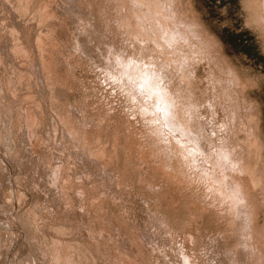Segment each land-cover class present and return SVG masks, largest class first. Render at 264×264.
<instances>
[{
  "label": "rangeland",
  "instance_id": "1",
  "mask_svg": "<svg viewBox=\"0 0 264 264\" xmlns=\"http://www.w3.org/2000/svg\"><path fill=\"white\" fill-rule=\"evenodd\" d=\"M43 1L30 0L32 3L31 5L35 7L29 4V0L0 1V6H2L0 24L3 25L0 26L2 27L0 31H3L0 33L3 37L1 35L0 37L3 39L6 37L5 39L7 41L6 43L5 39L1 40L0 38V43L4 42L0 44V53L2 54L0 59L6 67L5 70L4 64L2 62L0 63V65L3 64L0 68L4 69V71L0 69V76H2L0 77V91L2 90V86L6 83L4 79L8 77L10 78L7 79V83L10 82L11 79V82H13L12 87L15 85V88H18L20 83L23 85L24 79H26L24 80V84L27 87L24 88L25 85L22 86L20 84V91L16 88L17 92H15L16 90L13 88V90L10 89V82V85L7 83V86L4 85L6 88H3L4 93H0V96L3 97L0 98V100H2V102L0 101V134L1 132L3 133L0 135V139L2 138V140H0V264H72L73 262L75 264L77 262V264H95L96 262V264H264V0H169L170 2L165 0L166 3L164 7V0L163 2L160 0H146L147 2L144 0H130L131 4L129 0H123L125 4L128 3L126 7H128L129 13L130 11L134 12L136 10L135 13L129 14L130 18L128 15L127 18L126 16L123 18L124 14H128V10L125 9L126 7H122L125 4L121 6V4H123L122 0H120V2H122L120 5L119 1L117 2V0H115L117 6L115 5L116 3H112L113 0H111V2L110 0H72V3H70L69 0L71 6L68 5L69 3L67 4V0L65 4L63 3L64 0H53L54 4L51 3L52 0H45V2L47 1L48 3H44ZM167 2L172 6V11L169 8L170 5L168 7ZM6 3L9 9H7ZM49 3H51V6ZM92 3H94V5L97 3L95 5L96 11ZM47 4L53 7L50 8L51 11L49 10V6H46ZM63 4L69 7L63 8V11L64 9L66 10L64 14L62 13L63 11H60V8L64 6ZM177 4L178 6L176 7ZM103 5L104 8L107 10L109 9V11L102 10L103 8L101 7H103ZM118 5L121 6V10H119L120 8L118 9ZM40 6L43 8L42 11H38ZM145 6L147 8L150 6L151 9H147ZM166 6L168 8L165 9ZM10 7L12 8L10 9ZM57 7L59 12L57 11ZM143 7H145L144 10L142 9ZM91 8L94 9V11H92ZM131 8H134V11L133 9L131 10ZM135 8H138V10ZM175 8H177L178 13L180 12L178 15L181 14V17L175 13L177 12L174 10ZM27 9H30V11L28 12ZM145 9H147L146 13ZM45 10L48 11L45 13ZM168 10H170L173 15H171ZM14 11L17 13H14ZM53 11L56 14L53 13V15L56 17L52 15ZM68 11H70L71 14H69L70 12L68 13ZM103 11L114 14L111 15L110 18V14L106 16L107 13L105 14ZM114 11L118 12L117 15ZM121 11H123L124 14L123 12L121 13ZM149 11L150 14H148ZM40 12L43 14H47V12L51 13L45 15V17L51 16L52 18L50 17V20L53 19L51 28L48 24L52 32L53 26H57L59 22L62 21V24L65 25L62 26L60 23V25H58L60 27H57L61 31H58L54 26V31L56 33H49L51 31L46 27V21L49 19L47 17L46 20ZM102 12L105 16L102 15ZM59 13L60 15L63 14L61 17L64 18L65 22H63V18H61L62 20L57 19V17L60 16ZM72 13L75 16L72 15ZM138 13L141 15H138ZM153 13H155V18L152 15ZM182 13H187V15H189L188 21L191 20V23L194 19L195 25H193V23L189 25L190 22L188 24L187 19H185L187 15L185 14V16H182ZM17 14L19 16H17ZM119 14L121 20L118 18ZM146 15L147 18L149 16L148 19H150V23L149 20L146 19ZM114 16L117 17L116 20L118 24L126 22L127 26H125L126 24L117 25L115 19L114 21L116 24L114 25L113 20H111ZM134 16L136 18H134ZM177 16L178 19L176 18ZM108 17L112 23L109 21ZM142 17L145 20L144 23L141 20L143 19ZM183 17L185 20H182ZM40 18L42 21H45V25H43L44 23L40 24V22H42ZM54 18H56L57 25L54 24ZM107 18L108 20H106ZM132 18L136 21L140 19L141 21H138L139 25L136 24L134 20L132 21ZM167 18L170 22L167 21ZM124 19H126V21ZM151 19H154V21L151 22ZM180 19L181 22L178 21ZM23 20L26 21L23 22ZM50 20L48 23H50ZM128 20L132 21L137 27L134 25L133 28H136L133 29L131 27L132 23ZM184 21H186L185 26L188 24V27L184 26ZM163 23L166 26H170L171 24L176 32H178L179 28L181 34L178 32L179 35H176L172 27L170 29H168L169 27L164 28L165 25ZM18 24H22V26ZM29 24L31 27H29ZM32 24H34L35 27ZM108 24H112L111 27H114V29L111 28L110 25L108 26ZM192 25L194 29H192ZM27 26L29 27L28 29ZM115 26L116 28H119V26H121V28L122 26L124 27L122 29L120 28L119 33ZM128 26H130V28ZM22 27L24 28L22 29ZM42 27L43 30H47L46 28L49 29L48 33L47 31L44 33L42 31L45 38L40 31ZM131 28L137 32L139 31V33L136 34ZM31 29H33L32 31H34L35 35H32L33 32L30 31ZM123 29H126V36L123 34ZM166 29L173 30L168 31V33L171 32L169 40H167L169 34L166 33ZM17 30L18 32L16 33ZM191 30L193 32L194 30L196 31L194 32L196 34L195 37V34H193ZM161 31L163 34L165 33L166 36L163 34L162 36ZM57 32H59V34H57ZM128 32L132 37H135V35L137 37L140 36L138 38L146 40L145 43L143 42L142 44L143 40L132 38L128 35ZM172 32L175 35V38H172L173 42L172 39H170L171 35H173ZM45 33L48 35L46 36ZM157 33H159L158 35L160 37L162 36L163 39L160 37L157 38ZM28 35L30 36L28 37ZM54 35L57 36L55 37ZM198 35H201L202 38L201 36L198 38ZM208 35L210 37H208ZM26 36L29 45H32L34 42L32 46L26 43ZM178 36L182 39L181 41H179ZM21 37L24 39H20ZM40 37H42V39ZM52 37H54L53 40ZM36 38L42 41L39 39L37 41ZM47 38H49L50 41H45ZM129 38L133 41L130 39L128 42ZM134 39L136 43H134ZM186 39L189 43L192 40L191 43L194 44L195 47L194 48L192 45L193 48H191L193 50L189 49L191 44L187 43L185 41ZM59 40H62V43ZM82 40H85V43L84 41L82 42ZM202 40H204V42ZM43 41V46H45L44 52L42 50L43 46H41V42ZM54 41L55 43H53ZM57 41L61 43L60 47ZM86 41L88 43H86ZM138 41L141 43L140 48L138 47ZM162 41L165 44H161ZM174 41L177 42V45H174ZM195 42H198L197 44H199L200 47L197 46ZM205 42H207L206 45ZM22 43L27 48L22 45ZM49 43H51V45ZM18 44L20 46H17ZM165 45L166 49H163ZM172 45H174V47L171 49L170 47ZM37 46L40 47L38 48ZM84 46L89 47V50ZM167 46H169V48ZM175 46L178 49L175 48ZM32 47L33 49L31 51L30 48ZM50 47L52 50L49 49ZM181 47L187 54L184 51L180 53ZM46 48L49 50V57L46 56ZM61 48L64 51L61 50ZM18 49L21 51H18ZM35 49L37 52L33 51ZM54 49L56 50L55 54L57 57L61 55L59 60L61 62L57 61V57L56 59L52 58L53 56L55 57V54H52ZM90 49H92V51H90ZM194 50L197 55H203L204 58L203 56H201L203 59L197 58L200 56H197L196 53L194 55ZM59 51L61 53L57 55ZM172 51H174V53L171 55ZM33 52L34 54L36 52L35 55L37 57L34 55L36 58L32 59L31 55H33ZM40 52H42L41 54L44 53L42 58ZM49 52L53 55H51L52 57L49 55ZM62 52L66 54L64 53L65 55H62ZM201 52H205L206 54ZM216 52L217 56L215 55ZM213 53L217 59L213 57ZM177 55L178 57L181 55L179 58L180 60ZM182 55H188V58H184ZM190 55L192 58H195L190 59ZM211 57H213L214 60ZM26 58H28V60ZM29 59L31 62H33L32 60L34 59H37V61H35L38 62V59H40V62L37 63L39 66L33 62L34 65H36V67H33L32 63H29ZM50 59H52L51 61L53 62H50ZM54 61H57V64ZM26 63L28 64L26 65ZM29 64H31L33 69L28 67L30 66ZM40 67H42L41 69L43 70H41ZM51 67L53 68L51 69ZM16 69H18V71L20 70V72L16 71ZM55 69L56 72L54 71ZM21 70L24 72L22 73ZM40 71H42L45 76L43 73H40ZM7 72L10 76H7ZM16 72H18L17 74H20V76L18 75V77H16ZM4 75H6V78H4ZM36 75H42L44 76L43 78L46 79L50 78L51 81L49 80V82H51L52 86H48L50 83L47 80L46 87L44 86L43 89V84L45 85L44 82L46 81L42 77L36 79L38 81L34 80L35 77L38 78ZM14 76L16 78L12 80ZM19 77H21V79ZM3 81L4 84H2ZM53 81L57 84L54 85ZM151 85H153V88H150L152 87ZM33 86L35 88L37 86V90H35ZM29 87L31 88L29 89ZM47 88H50V90ZM24 89H28L29 92L25 91L24 93ZM6 93L16 97L13 98L11 95L6 96ZM28 96L29 98L27 99ZM41 96L44 97V100H41ZM9 97L10 99L7 101ZM11 97L15 99L17 103L19 102V98L20 102H24V104L21 103L20 105L18 103L19 106L23 107H21L22 109H20V111H18L20 107H17L18 109L15 108L17 106V103L15 105V101L13 102L14 104L10 102L13 101ZM22 97L23 99L21 101ZM23 100L26 101V104H32L31 106L29 105L30 107L27 106V108L29 107L30 109L25 107V101ZM53 100L54 102L52 103ZM39 102L43 103V109L41 108L42 103L39 105ZM58 102L59 108L57 106ZM12 105L13 107H10ZM53 105L55 109H60L58 110L60 115L65 111L64 113L67 115L64 114V117L65 115L66 118L70 116L68 118L70 120L68 121L71 122L73 120V124H76L74 126L75 128L73 126V128H70V125L73 124H69L66 118L64 119L65 122L64 120L61 121L63 115L60 118V115H58L57 112L55 113ZM46 106L49 108H47L49 111L46 110ZM32 107H37V109ZM38 107L41 108V110ZM24 108L27 109V111ZM21 110H23V115ZM5 111H8L7 114L4 113ZM51 112L54 113L51 114ZM3 114L6 116L9 114L11 117H7L8 121L11 119L10 122H8V126L7 124L6 126L4 125V121L7 118L4 120L6 116H3ZM11 115H14V121ZM21 115L24 117L23 121ZM18 116H21V120H19L20 118ZM29 116H31V118H29ZM39 116L40 118L38 119ZM54 116L57 121L54 120ZM57 116L60 118L61 122ZM79 119L81 122H79ZM16 120L19 123H16ZM58 121L60 124L63 122L60 125L63 128L61 131ZM30 122H33V131H31L32 125ZM82 123L83 125H81ZM29 124L31 125L29 126L30 129L28 128ZM47 126L49 129H47ZM7 127L10 133L8 136H12V138L7 137ZM38 127L40 131L36 129ZM50 127H54V130ZM66 127H68L67 130ZM20 129L24 130H21V132ZM49 130L50 132H48ZM65 130L69 134L65 133ZM78 130H80L81 136ZM12 131L14 134H11ZM55 131L56 135L54 134ZM19 132L20 134H18V136L17 133ZM52 132L55 136L51 134ZM57 132H59V134H57ZM60 132L63 138H61L62 136L60 137ZM63 132L65 135H63ZM75 132L76 134L78 132V136ZM70 133L72 135L74 134L73 138ZM24 134L27 135L25 139H23ZM32 134L36 139L33 143L32 139L34 137ZM3 135H5V139ZM66 135L68 136L67 138H65ZM69 135L71 138H69ZM44 136L46 137V142ZM30 137H32V139ZM49 137H53L52 140L55 142L53 143L51 138L49 141ZM98 137H100V140ZM26 138H30L31 142L29 141L30 139L27 140ZM78 139H80V141H78L79 144L77 143ZM6 140L10 142L7 143ZM21 140L23 142L25 140V143ZM26 141L32 144L29 143V145ZM38 141L42 145H39ZM64 141L66 142L64 143ZM71 141L72 143H70ZM95 141H97V144ZM1 143L5 145L3 146ZM61 143L64 147L61 146ZM58 144L60 147H55L56 153H53L54 146H59ZM31 145H33L34 148ZM95 146L98 147L94 149ZM3 147H5V149ZM36 147L39 150H37ZM65 147H68V149ZM84 147L88 148L87 151H85L86 148ZM59 148H64L65 153L69 152V154L64 155L65 153H62L63 155H61V157L60 154L64 150L62 151ZM69 148L77 149L78 153L74 151V149L72 150L76 155L79 154L80 156L72 154L74 152L72 150L71 152ZM58 149L59 151L61 150L60 153L57 152ZM101 149L104 150V153H102L103 150ZM21 150L25 151L27 158L23 157L24 152ZM95 150L97 152L99 151L98 154H96L97 152H95ZM9 152H11V154ZM45 152L47 153L45 154ZM27 153L32 157H29ZM50 153L52 156L49 155ZM53 154H58L57 156L62 158V160ZM88 155L91 156V158L94 156L95 159L93 158V161H96L93 164L91 163L92 159ZM87 157L90 158V160L87 159ZM41 158L46 160L42 161ZM57 158L61 160V162L58 160L59 165L56 161ZM64 158L67 159L64 160ZM78 158H82V160L79 161ZM40 162L44 163H41V165ZM47 162L48 164L52 163V166H54L48 165ZM81 162H83V164ZM99 162L104 164L100 165ZM78 163H81V166ZM70 164L73 165L70 166ZM74 164H76V167H74ZM44 165H48L51 168ZM87 165H90L89 168L91 170L87 168ZM63 168L66 169L64 170ZM46 169L48 172L50 171L48 177L52 176L53 179L52 177L50 179L44 177V175L47 176L46 173L49 174ZM74 169L76 171H74ZM82 169L86 171L84 173L78 171H82ZM51 170L53 171L51 172ZM107 170L112 171V175L110 171L109 175ZM53 172H55L57 181L59 180L58 182L54 181L53 183L52 180H56L55 176H53ZM58 172H60V175ZM75 172H78L79 175H76L77 173L75 174ZM86 172H88V178H86ZM99 172L105 173H103V175ZM89 173L92 176H89ZM96 173L99 174V177L102 175L103 178H101V176L98 180ZM62 175L65 178L62 177ZM68 175L69 179L71 178V183L74 184L73 186L70 182H67L69 180L67 177ZM79 176H82V179ZM39 177H44L42 179L40 178L43 185L40 184V180L37 179ZM83 177L86 178V180H90V183H92L88 184V180L86 181ZM91 177H93L92 180ZM44 179L46 183L42 181ZM46 179H48V181ZM63 179H67V181ZM101 179L103 181L105 180L104 182H110L109 185H106L107 182L103 184L104 182H102ZM76 180H78L79 183ZM93 181H100L102 184ZM9 182H11V184ZM56 182L57 184L59 182L63 184L62 186L61 184L57 186L55 184ZM65 182L66 186L70 187V190H68V187L66 188ZM49 183L51 184L49 187L52 186V188L50 187L51 189H47L49 188L47 185ZM44 184L46 185L44 186ZM85 184H87L88 187L93 185V188L95 184H97L96 186L100 184L101 186L99 185V187L103 186L104 188H88ZM60 186V193L64 194L66 192L64 195L58 194L59 188L57 187ZM53 187L57 189L53 190ZM63 187L66 190L64 193H62V190H64ZM46 189L47 191H45ZM71 189L77 194L74 195ZM88 190H91V192ZM95 190L97 192L100 190V192L97 193ZM52 192L53 194H57H54L56 197L52 196ZM69 193L73 194V196H71V194L69 196ZM105 193L106 196L102 197ZM77 195L81 197H77ZM75 196L76 198H73ZM98 196L101 198H98ZM15 197L17 198L15 199ZM65 197H67L66 201H68V203L66 202L67 206L69 207L72 205V210L70 207L68 208L66 206ZM70 197L73 199L71 200ZM56 198H61L59 203H57L58 199ZM62 198H64L62 202L63 207L60 205L61 200H63ZM77 198L80 202L76 200ZM11 199L13 202L15 200V203L11 202ZM92 199H98V201ZM51 200L54 206H51V202H49ZM19 201L21 204H19ZM74 202H76V209H73L75 208L73 207ZM95 202L97 204H102L96 206ZM14 204L16 208L12 206ZM55 204L57 205L56 209L59 208V210H56V214L54 213ZM77 205L80 206L78 207ZM65 206L66 210L68 208V213L74 210L73 215H71L73 217L74 213H76L75 211H77V207L78 209L80 208V212L82 210L84 213L82 214V212L80 213L79 211L77 213L84 215L85 218H83V220L86 219L87 221L83 222L82 217L84 216L77 215V213V217L75 216L74 221L73 217H70L66 210V212L64 211L63 208ZM82 208H85V210ZM16 210L17 213L19 212L18 214ZM53 210L54 212H52ZM61 210L65 212H62L64 214L63 216L68 215L69 217L65 216L64 219L61 214L63 218H58L60 214L58 211ZM85 211H87L86 214ZM51 213H54L58 219H53L55 215L53 214V217ZM43 214L47 215L43 216ZM19 215L20 217L22 216V219H19ZM47 216H52V218ZM67 217L68 219H66ZM69 218L70 220L72 218L74 223L76 221L77 223L82 222L81 224H83L84 227H82L83 225H80V223H66L65 221H69ZM59 219L65 220L63 222L64 224L62 220ZM55 221H58L59 225ZM42 222L44 223L42 224ZM45 222H49V224ZM70 223L73 225H70ZM87 223H90L91 226ZM56 224L68 230H63ZM47 225L50 226L47 228ZM53 225L56 226L54 227ZM71 226L73 227L71 228ZM74 226L80 229L77 228L76 232ZM81 227L82 229L85 227L89 228L84 229L85 232L87 231V235L85 232V235L83 234ZM59 229H61V231ZM51 230H55L54 232H56V234ZM49 231L51 233L53 232L52 234H54L55 238L60 234H62V236L66 235L62 238L59 236L61 240L63 239L64 241L60 239L56 241ZM64 231L65 233L69 232V234H65ZM59 232L60 234H58ZM70 232L72 234L75 232L76 235H74L75 233L72 235ZM80 235H84L85 237L90 235V238L87 237L86 242L85 237L83 236L81 238ZM51 240L53 242L55 241L56 245L53 244ZM74 240L76 243L78 241L81 244H75ZM58 242H61V244L59 243L60 245H57ZM66 242L69 245L70 243L74 245L72 246L71 244L70 246H66ZM57 246H60L62 249H59ZM68 247L72 250L69 251L70 253L68 252ZM76 248L77 251H75ZM51 249L57 252V254H52L53 251ZM65 249L66 251H64ZM59 250L61 253L58 252ZM63 251L65 253H63ZM66 252H68L69 260L67 259L65 261H68V263L63 261L65 257L67 258ZM76 253L78 256H76ZM49 254L54 259H52ZM59 254H62V257ZM69 254L72 255L69 256ZM55 255L58 259L54 257ZM58 255L61 258H59ZM73 255L75 256L73 257ZM71 258L74 261H72ZM82 261L86 262L81 263ZM93 261L95 263H93Z\"/></svg>",
  "mask_w": 264,
  "mask_h": 264
},
{
  "label": "bare ground",
  "instance_id": "2",
  "mask_svg": "<svg viewBox=\"0 0 264 264\" xmlns=\"http://www.w3.org/2000/svg\"><path fill=\"white\" fill-rule=\"evenodd\" d=\"M0 1H2V0H0ZM4 1L6 2V0H4ZM22 1H23V0H22ZM36 1H38V0H36ZM39 1H40V0H39ZM41 1H43V0H41ZM48 1H51V0H48ZM60 1H61V0H60ZM105 1H107V0H105ZM105 1H104V2H105ZM118 1H119V5L123 2V0H122V2H120V0H117V2H118ZM126 1H127V0H126ZM144 1H146V0H144ZM149 1H150V0H149ZM153 1H154V0H153ZM160 1L163 2V0H160ZM164 1H165V0H164ZM168 1H169V0H168ZM176 1H177V0H176ZM7 2H8V0H7ZM15 2H16V1H15ZM25 2H26V1H25ZM43 2L46 3L47 1L45 2V0H44ZM95 2H99V1H95ZM110 2H111V0H110ZM113 2L116 3L115 0H113L112 3H113ZM136 2H138V1H136ZM146 2H147V1H146ZM157 2H158V1H157ZM162 2H161V4H162ZM169 2H170V1H169ZM169 2H167V3H168V4H167L168 7H169V5H170ZM174 2H175V1H174ZM1 3H2V2H1ZM13 3H14V2H13ZM20 3H21V2H20ZM33 3H34V2H33ZM36 3H37V2H36ZM44 3H43V4H44ZM47 3H48V2H47ZM51 3L54 4V1L52 0ZM51 3H49L50 6H51ZM63 3L65 4V3H66V0H64ZM68 3H69V0H67V4H68ZM70 3H72V0H70ZM70 3H69L68 5H70ZM107 3H108V2H107ZM126 3H127V2H126ZM129 3H130V0H129ZM165 3H166V1L164 2L163 7L165 6ZM172 3H173V2H172ZM8 4H10V3H8ZM15 4H16V3H15ZM26 4H27V2H26ZM29 4H30V5L32 4V3L30 2V0H29ZM40 4H41V3H40ZM40 4H39V5H40ZM64 4H63V5H64ZM92 4H93V6H95L97 3H95V5H94V3H92ZM124 4H125V3L123 2V4H121V6L124 5ZM130 4H131V3H130ZM130 4H129V6H130ZM135 4H136V3H135ZM140 4L143 5L142 3H140ZM144 4H145V3H144ZM158 4H159V3H158ZM181 4H182V3H181ZM6 5H7V3H6ZM22 5H23V3H22ZM22 5H21V6H22ZM68 5H66V6L64 5L63 7L61 6L62 8H60V11L62 12V11H63V8H64V7H65V8L68 7ZM115 5L117 6V3H116ZM119 5H118V6H119ZM126 5L128 6V3L125 4V5L122 6V7L125 8ZM9 6H10V5H9ZM13 6H14V4H13ZM21 6H20V7H21ZM24 6H25V5H24ZM31 6L35 7L34 5H31ZM46 6L48 7L49 5L47 4ZM46 6H44V7H46ZM50 6H49V10H50V8H53V7H50ZM70 6H71V5H70ZM110 6H111V5H110ZM112 6H114V5H112ZM116 6H115V7H116ZM121 6H119L118 9H119ZM177 6H178V4L176 5V7H177ZM4 7H5V6H4ZM16 7H17V6H16ZM59 7H60V6H59ZM97 7H98V6H97ZM106 7H107V6H106ZM130 7H131V6H130ZM132 7H133V6H132ZM134 7H135V6H134ZM138 7H139V6H138ZM145 7H146V6H145ZM145 7H143L142 9L144 10ZM148 7H149V8H147V7H146V8H147V9H151L150 6H148ZM168 7L166 6L165 9L168 8ZM174 7H175V5H174ZM0 8H1V9H0V12H1V11H2V6H0ZM11 8H12V7H10V9H11ZM14 8H15V6H14ZM38 8H39V7H38ZM40 8H41V6H40ZM40 8L38 9V11H42L43 8H41V10H40ZM68 8H69V7H68ZM101 8H103L102 10H107V9L104 8V5H103V7H101ZM109 8H110V7H109ZM113 8H114V7H113ZM127 8H128V7H126L125 9L128 10ZM169 8H170V10H171L172 6L170 5ZM179 8H180V7H179ZM179 8H178V9H179ZM7 9H9V8H8V5H7ZM7 9L5 8L6 11H7ZM21 9H22V8H21ZM36 9H37V8H36ZM45 9H46V8H45ZM61 9H62V10H61ZM91 9H92V8H91ZM94 9H95V11H96V6L94 7ZM94 9H92V11H94ZM114 9H115V8H114ZM132 9H133V11H134V8H131V10H132ZM135 9L138 10V8H135ZM139 9H140V8H139ZM147 9H145V13H146V10H147ZM161 9H162V8H161ZM18 10H19V9H18ZM25 10H26V9H25ZM25 10H23V11H25ZM27 10H28V12L30 11V9H27ZM31 10H32V9H31ZM110 10H111V9H110ZM112 10H113V9H112ZM116 10H117V8H116ZM119 10H121V8H120ZM170 10H168V11L170 12ZM174 10L177 11V8H175ZM174 10H173V11H174ZM179 10H180V9H179ZM182 10H183V9H182ZM182 10H181V11H182ZM3 11H4V9H3ZM6 11H5V13H6ZM11 11H13V10H11ZM43 11H44V10H43ZM46 11H48V10H45V13H46ZM50 11H51V10H50ZM54 11H55V10H54ZM54 11L52 12V15H53ZM57 11H58V7H57ZM64 11H66V10L64 9ZM64 11L62 12L63 14H64ZM99 11H100V9H99ZM107 11H109V9H108ZM135 11H136V10H135ZM135 11H134V12H131V11H130V13H135ZM139 11H140V10H139ZM154 11H155V10H154ZM154 11H153V12H154ZM171 11H172V10H171ZM15 12H16V11H14V13H15ZM21 12H22V11H21ZM58 12H59V11H58ZM69 12H70V11H68V13H69ZM97 12H98V10H97ZM103 12H105V11H103ZM103 12H102V15H104ZM114 12H115V14L117 15L118 12H117V11H114ZM122 12H123V11H121V13H122ZM124 12H125V10H124ZM124 12H123V14H124ZM140 12H142V11H140ZM11 13H12V12H11ZM16 13H17V12H16ZM18 13H19V12H18ZM26 13H27V12H26ZM40 13H41V12H40ZM49 13H50V12H49ZM49 13L47 12V14H43V13H41V14H42L43 17H45V15H48ZM65 13H66V12H65ZM95 13H96V12H95ZM106 13H107V12H105V14H106ZM125 13H126V12H125ZM130 13H129V10H128V14H124L123 18H124L125 16H126V18H127V15H128L129 18H130V15H129ZM145 13H144V11H143V14H144V15H145ZM151 13H152V11H151ZM155 13H156V12H155ZM155 13H153L152 15L154 16ZM170 13H171V12H170ZM175 13H177V15H178L180 12L178 13V11H177V12H175ZM175 13H174V14H175ZM37 14H38V13H37ZM37 14H36V15H37ZM41 14H40V16H41ZM50 14H51V13H50ZM54 14H55V13H54ZM63 14L60 15V13H59L60 16L57 17V19L62 20L61 18H63V17H61V16H62ZM69 14H71V12H70ZM108 14H110V12H108L106 16H108ZM113 14H114V13H113ZM113 14H110L109 17L111 18V15H113ZM148 14H150V11L148 12ZM159 14H160V13H159ZM185 14L187 15V13H185ZM185 14L182 13V16H185ZM9 15H11V14H9ZM9 15H8V16H9ZM13 15H14V14H13ZM32 15H33V14H32ZM55 15H56V14H55ZM72 15H74V14L72 13ZM121 15H122V14H121ZM134 15H136V14H134ZM138 15H141V14L138 13ZM138 15H137V16H138ZM161 15H162V14H161ZM171 15H173V14L171 13ZM17 16H19V15L17 14ZM17 16H16V17H17ZM24 16H25V15H24ZM27 16H28V13H27ZM29 16H30V15H29ZM53 16H54V15H53ZM57 16H58V15H57ZM64 16H66V15H64ZM74 16H75V15H74ZM104 16H105V15H104ZM131 16H132V15H131ZM164 16H165V15H164ZM168 16H169V14H168ZM174 16H175V15H174ZM178 16L181 17V14L178 15ZM178 16L176 17L177 19H178ZM188 16H189V15H187L185 19H187V22H188V24H189V22H190L191 20L188 21V19H189ZM4 17H5V14H4ZM21 17H22V16H21ZM31 17H32V16H31ZM43 17H42V18H43ZM47 17H48V16H47ZM47 17H45V19H46ZM50 17H51V16L48 17L49 20H50ZM54 17H56V16H54ZM109 17H108V18H109ZM132 17H133V16H132ZM143 17H144V16H143ZM143 17H142V18H143ZM151 17H152V16H151ZM155 17H156V16H154V18H155ZM5 18H6V17H5ZM14 18H15V16H14ZM51 18H52V17H51ZM108 18H107L106 20H108ZM110 18H109V21L113 20V23H114V25H115L116 23H115L114 19L116 20L117 17L114 16L111 20H110ZM118 18H119V20H121V19H120V18H121L120 14H119ZM134 18H136V17L134 16ZM139 18H141V17H139ZM144 18H145V17H144ZM144 18L141 19V20L143 21V23L145 22ZM148 18H149V16H148ZM148 18H147V15H146V19H148ZM172 18H173V16H172ZM174 18H175V17H174ZM0 19H1V16H0ZM10 19H11V18H10ZM16 19H17V18H16ZM25 19H26V18H25ZM30 19H31V18H30ZM34 19H35V18H34ZM34 19H33V20H34ZM40 19H41V18H40ZM40 19H38V20H40ZM157 19H158V17H157ZM185 19H184V17H183L182 20H185ZM190 19H191V18H190ZM5 20H7V19H5ZM46 20H47V19H46ZM49 20H48V21H49ZM124 20L126 21V19H124ZM133 20H134V22H136V24H138V21H139L140 19H138V21H136L135 19L132 18V21H133ZM141 20H140V21H141ZM148 20H149V23H150V19H148ZM158 20H159V19H158ZM3 21H4V20H3ZM25 21H26V20H25ZM25 21L23 20V22H25ZM30 21H31V20H30ZM41 21H42V19H41ZM48 21H46L47 24L44 23L45 21L40 22V24L44 23L43 25L46 24V25H47L46 27H48V28H49V26H48V24H49V25H50V28H51V27H52L51 24H53V19L50 20V23H48ZM109 21H108V22H109ZM128 21H129V20H128ZM132 21H129V22L132 23ZM153 21H154V19H153V20L151 19V22H153ZM156 21H157V20H156ZM167 21H169L168 18H167ZM176 21H177V20H176ZM176 21H175V22H176ZM178 21L181 22V19L178 20ZM178 21H177V22H178ZM4 22H5V21H4ZM28 22H29V21H28ZM35 22H36V21H35ZM51 22H52V23H51ZM54 22H55L54 24H56V18H54ZM58 22H59V20H58ZM63 22H65L64 18H63ZM116 22H117V20H116ZM119 22H120V21H119ZM123 22H124V21H123ZM169 22H170V21H169ZM182 22H183V21H182ZM5 23H6V22H5ZM9 23H10V22H9ZM14 23H15V22H14ZM19 23H20V22H19ZM21 23H22V21H21ZM38 23H39V22H38ZM60 23H61L62 26L65 25V24H64V25L62 24V21H60L59 24H58V23H57V24L60 25ZM111 23H112V21H111ZM131 23H129V24H131ZM156 23H157V22H156ZM161 23H162V21H161ZM185 23H186V21H184V26H185ZM192 23H193V25H195V24H194V23H195L194 19L192 20ZM192 23L190 22L189 25H191ZM16 24H17V22H16ZM22 24H23V23H22ZM22 24H20V25L22 26ZM34 24H37V23H34ZM34 24H32V25H34ZM57 24H56V25H57ZM119 24H120V23H119ZM119 24H118V22H117V25H119ZM122 24H126V22H125V23H122ZM122 24H120V25H122ZM163 24H164V23H163ZM163 24H162V26H163ZM168 24H169V23H168ZM188 24H186L185 27H188ZM1 25H2V24H0V26H1ZM4 25H5V24H4ZM18 25H19V24H18ZM20 25H19V26H20ZM26 25H27V24H26ZM58 25H57V26L54 25V26H55L56 28H57V27H60V26H58ZM109 25H110V27H111L112 24H108V26H109ZM117 25H116V26H117ZM134 25H135V24L132 23V26H131V27L133 28ZM138 25H139V24H138ZM142 25H143V24H142ZM164 25H165V24H164ZM173 25H174V22H173ZM175 25H176V27H177V24H176V23H175ZM178 25H179V24H178ZM193 25H192V26H193ZM196 25H197V24H196ZM2 26H3V25H2ZM9 26H10V25H9ZM16 26H17V25H16ZM37 26H38V25H37ZM37 26H36V27H37ZM54 26H53V32H52L51 29L49 28L50 31H51V32H49V33H54V32H55V31H54V30H55V29H54ZM116 26H115V28H116ZM125 26H127V24H126ZM135 26H136V25H135ZM158 26H159V25H158ZM4 27H5V26H4ZM29 27H31L30 24H29ZM29 27L27 26V29H28ZM34 27H35V25H34ZM43 27H44V26H43ZM43 27H42V30L40 29L41 33H42V31H43V33L46 32V31H47V33H48V30H49V29L45 27L47 30H43ZM123 27H124V26H122V28H123ZM128 27L130 28V26H128ZM136 27H137V26H136ZM136 27H135V28H136ZM138 27H139V26H138ZM141 27H142V26H141ZM166 27H167V28L169 27L168 29H170L172 26H171V24H170V26H169V25H167V26L165 25L164 28H166ZM176 27H175V28H176ZM179 27H180V26H179ZM189 27H191V26H189ZM11 28H12V27H11ZM23 28H24V27H22V29H23ZM61 28H62V27H61ZM111 28L114 29V27H111ZM117 28H118V27H117ZM117 28H116V30H118L119 33H120V28H121V26H119L118 29H117ZM122 28H121V29H122ZM125 28H127V27H125ZM129 28H128V30H129ZM132 28H131V29H132ZM135 28H133V29H135ZM177 28H178V27H177ZM177 28H176V29H177ZM197 28H198V27H197ZM199 28L201 29V26H200V25H199ZM0 29H2V27H0ZM3 29H4V28H3ZM14 29H15V27H14ZM17 29H18V28H17ZM19 29H20V28H19ZM57 29H58V31H61L59 28H57ZM133 29H132V30H133ZM162 29H163V27H162ZM172 29H173V27H172ZM172 29H171V30H167V29H166V31H167L166 33H168V31H173V30H174V29H173V30H172ZM180 29H181V28H180ZM186 29H187V28H186ZM192 29H194V26H193ZM203 29H204V28H203ZM32 30H33V29H31L30 31H32ZM125 30H126V29H123V34H125ZM138 30H139V29H138ZM159 30H160V29H159ZM183 30H185V29H183ZM187 30H188V29H187ZM13 31H15V30H13ZM133 31H134L136 34L139 33V31L137 32L136 30H133ZM164 31H165V29H164ZM164 31H163V32H164ZM181 31H182V30H181ZM188 31H189V30H188ZM196 31H197V33H198V30H197V29H196ZM196 31L194 30V32H196ZM200 31H201V30H200ZM0 32H1V31H0ZM2 32H3V31H2ZM2 32H1V33H2ZM17 32H18V30L16 31V33H17ZM23 32H24V31H23ZM32 32H33V33H32V35H33V34H34V31H32ZM121 32H122V31H121ZM158 32H159V31H158ZM174 32H176V30H174ZM178 32H179V28H178ZM178 32H176L175 34H176V35H179ZM191 32H193V31L191 30ZM194 32H193V34H195ZM204 32H205V31H204ZM204 32H203V33H204ZM1 33H0V35H1ZM14 33H15V32H14ZM20 33H21V32H20ZM20 33H18V34H20ZM26 33H27V32H26ZM41 33H40V34H41ZM43 33H42V35L44 36ZM55 33H56V32H55ZM64 33H65V32H64ZM117 33H118V32H117ZM159 33H160V32H159ZM159 33H157V36H156L157 38L160 37V36L158 35ZM179 33L181 34V32H179ZM201 33H202V31H201ZM4 34H5V33H4ZM27 34H28V33H27ZM37 34H38V31H37ZM40 34H39V35H40ZM45 34H46V33H45ZM57 34H59V32H57ZM162 34H163V33H162V31H161V35H162ZM168 34H169V35H168ZM168 34H167V35H168V37H167L168 39H167V40H169V36H170L171 32H169ZM172 34H173V35H171L170 39L175 38V37H174L175 35H174L173 32H172ZM207 34H208V33H207ZM12 35H13V33H12ZM23 35H26V34H23ZM30 35H31V34H30ZM30 35H28V37H29ZM34 35H35V34H34ZM39 35H38V36H39ZM42 35H41V36H42ZM47 35H48V34H46V36H47ZM49 35H50V34H49ZM66 35H67V34H66ZM66 35H65V36H66ZM126 35H127V34H125V36H126ZM128 35H130L129 32H128ZM134 35H135V34H134ZM140 35H142V34H140ZM155 35H156V34H155ZM163 35H165V33H164ZM163 35H162V36H163ZM205 35H206V34H205ZM1 36H2V35H1ZM6 36H7V35H6ZM10 36H11V35H10ZM13 36H14V35H13ZM54 36H55V35H54ZM56 36H57V35H56ZM56 36H55V37H56ZM63 36H64V35H63ZM63 36H62V37H63ZM67 36H68V35H67ZM130 36H131V35H130ZM142 36H143V35H142ZM162 36L160 37L161 39H163ZM165 36H166V35H165ZM165 36H164V37H165ZM182 36H183V35H182ZM182 36H181V37H182ZM184 36H185V35H184ZM192 36H193V35H192ZM195 36H196V34L194 35V37H195ZM200 36H201V35H198V38H199ZM206 36H207V35H206ZM2 37H3V36H2ZM2 37H0L1 40L3 39ZM7 37H8V36H7ZM15 37H16V36H15ZM35 37H36V36H35ZM35 37H34V39H35ZM131 37H132V36H131ZM133 37H134V36H133ZM133 37H132V38H133ZM138 37H140V36H138ZM138 37L135 35L134 38H135V39L137 38V39H139V40H141V41L143 40V39H140V38H138ZM208 37H210V36L208 35ZM5 38H6V37H5ZM5 38H4V39H5ZM9 38H10V37H9ZM40 38L42 39V37H40ZM44 38H45V36H44ZM49 38H50V36H49ZM49 38H47L45 41H47V40L50 41ZM57 38H58V37H57ZM125 38H126V37H125ZM142 38H143V37H142ZM160 38H159V40L161 41ZM178 38H179V36H178ZM178 38H177V39H178ZM188 38H189V36H188ZM188 38H187V39H188ZM198 38H197V39H198ZM201 38H202V36H201ZM4 39H3V40H4ZM15 39H16V38H15ZM20 39L23 40L24 38L21 37ZM36 39H37V38H36ZM38 39H39V38H38ZM38 39H37V41H38ZM53 39H54V37H52V40H53ZM130 39H131V38H129L128 42L130 41ZM135 39H134V43H136ZM145 39H146V37H145ZM187 39L185 40L186 42H187ZM191 39H192V38H191ZM193 39H194V38H193ZM197 39H196V40H197ZM205 39H206V37H205ZM205 39H204V40H205ZM11 40H12V39H11ZM39 40H40V39H39ZM79 40H81V39H79ZM126 40H127V39H126ZM131 40H132V39H131ZM181 40H182V39L179 38V41H181ZM198 40H199V39H198ZM204 40H202V41L204 42ZM5 41H6V39H5ZM14 41H15V40H14ZM34 41H36V40H34ZM40 41H42V40H40ZM49 41H48V42H49ZM59 41L62 43V40H59ZM59 41H57V42H59ZM83 41H84V43H85V40H82V42H83ZM132 41H133V40H132ZM145 41H146V40H143V41H142V44H143V42L145 43ZM164 41H165V40H164ZM179 41H178V42H179ZM188 41H189V39H188ZM191 41H192V40H191ZM191 41H190V43L187 42V43L191 44V45H190V48H189L190 50L194 47V44H192ZM193 41H194V40H193ZM209 41H210V40H209ZM30 42H31V41H30ZM60 42H59L60 45H58L59 47L61 46V43H60ZM82 42H81V44H82ZM138 42H139V41H138ZM166 42H167V41H166ZM169 42H170V41H169ZM172 42H173V39H172ZM174 42L176 43V44L174 43V45H177V42H176V41H174ZM186 42H185V44H186ZM203 42H202V43H203ZM207 42H208V40H207ZM207 42H205V45L207 44ZM2 43H4V42H1L0 44H2ZM6 43H7V41H6ZM6 43H5V44H6ZM23 43H24V42H23ZM23 43H22V45H24ZM26 43H27V36H26ZM37 43H39V42H37ZM41 43H42V44H41ZM41 43H40L41 46H43L44 41L41 42ZM53 43H55V41H54ZM86 43H88V42L86 41ZM180 43H181V42H180ZM197 43H198V42H197ZM197 43L195 42V44H197ZM5 44H4V45H5ZM19 44H20V41H19ZM19 44H18L17 46H20ZM27 44L29 45V43H27ZM30 44H31V43H30ZM33 44H34V42H33ZM33 44H32V45H33ZM40 44H39V45H40ZM49 44L51 45V43H49ZM56 44H57V43H56ZM89 44H90V43H89ZM140 44H141V43L139 42V44H138V45H139V46H138L139 48H140V46H141ZM161 44H165V43H163V41H162ZM171 44H172V43H171ZM182 44H183V42H182ZM199 44L201 45L200 41H199ZM199 44H197V46L200 47ZM4 45H3V46H4ZM32 45H29V46H32ZM35 45H36V44H35ZM35 45H34V47L36 48ZM47 45H48V44H47ZM47 45H46V47L48 48ZM50 45H49V46H50ZM84 45H85V44H84ZM169 45H170V44H169ZM174 45H172L170 48L172 49V47H174ZM183 45H184V44H183ZM186 45H187V44H186ZM192 45H193V47H192ZM13 46H14V44H13ZM24 46H25V45H24ZM52 46H53V45H52ZM52 46H51V47H52ZM82 46H83V45H82ZM91 46H92V43H91ZM142 46H143V45H142ZM162 46H163V45H162ZM188 46H189V45H188ZM202 46H203V44H202ZM202 46H201V47H202ZM25 47H26V46H25ZM37 47L39 48L40 46H37ZM44 47H45V46H43V49L41 48V49L43 50V52H44ZM51 47L49 48L50 50H52ZM84 47H85V46H84ZM165 47H166V45L163 47V49H164ZM167 47L169 48V46H167ZM182 47H183V46H182ZM182 47H181V48H182ZM191 47H192V48H191ZM17 48H18V47H17ZM26 48H27V47H26ZM47 48H46V50H47ZM85 48H87V50H89V47L86 46ZM93 48H95V47H93ZM175 48H177V47L175 46ZM178 48H179V44H178ZM178 48H177V49H178ZM181 48H180V53L184 51V49H183V48L181 49ZM194 48H195V47H194ZM32 49H33V47L30 48L31 51H32ZM95 49H96V48H95ZM95 49H94V50H95ZM165 49H166V48H165ZM177 49H176V50H177ZM197 49H199V48H197ZM23 50H24V49H23ZM27 50H29V49H27ZM27 50H26V53H27ZM46 50H45V53H46ZM61 50H63V49L61 48ZM61 50H60V51H61ZM173 50H174V49H173ZM185 50H186V49H185ZM187 50H188V48H187ZM192 50H193V49H192ZM18 51H21V50L18 49ZM33 51H36V49L33 50ZM39 51H41V50H39ZM48 51H49V50H47V53H46V54H47V55H46L47 57H49V56H48ZM60 51H59V53H57V55L61 53ZM63 51H64V50H63ZM90 51H92V49H90ZM188 51H189V50H188ZM188 51H187V52H188ZM196 51H197V50H196ZM205 51H206V50H205ZM36 52H37V51H36ZM36 52H35V54H36ZM50 52H51V51H50ZM50 52H49V55L51 56L52 54H55L56 50L54 49V52H53L52 54H50ZM93 52H94V51H93ZM165 52H166V51H165ZM184 52H185V51H184ZM192 52H193V51H192ZM192 52H191V54H192ZM41 53H42V52H40V55H41V58H42V55H43L44 53H43V54H41ZM64 53H65V52H64ZM64 53L62 52V55H63ZM94 53H95V52H94ZM173 53H174V51L171 52V55H172ZM185 53H186V52H185ZM185 53H184V54H185ZM188 53H189V52H188ZM193 53H194V55H195V53H196L195 50H194ZM199 53H200V52H199ZM201 53H205V52H201ZM0 54H1V53H0ZM35 54H34V52H33V55H31V58H32V59L37 57ZM38 54H39V53H38ZM65 54H66V53H65ZM65 54H64V55H65ZM184 54H183V55H184ZM186 54H187V53H186ZM205 54H206V53H205ZM210 54H211V52H210ZM216 54H217V52L215 53V55H216ZM29 55H30V54H29ZM34 55H35L36 57H35ZM178 55H179V54H178ZM178 55H177V57H178ZM183 55H182V56H183ZM196 55H197V53H196ZM211 55H212V54H211ZM0 56H2V54H1ZM52 56H53V55H52ZM52 56H51V57H52ZM60 56H61V55H59V57H57L56 54H55V57L53 56L52 58H53V59H54V58L56 59V57H57V58H58L57 61H58V62H61V61H59V60H60ZM163 56H164V54H163ZM197 56H200V57H197V58H199V59H203V58H204L203 55H197ZM201 56H203V58H201ZM216 56H217V55H216ZM22 57H23V55H22ZM22 57H21V58H22ZM47 57H46V58H47ZM177 57H176V59H177ZM180 57H181V55H180ZM180 57H178V59H179ZM183 57H184V58H185V57L188 58V55H187V56H183ZM183 57H182V59H183ZM213 57H215V56H214V53H213ZM213 57H211V58L214 60ZM119 58H120V57H119ZM187 58H186V59H187ZM194 58H195V57H194ZM194 58H192V56L190 55V59H194ZM215 58L217 59V57H215ZM24 59H25V57H24ZM26 59L28 60V58H26ZM3 60H4V57H3ZM22 60H23V59H22ZM22 60H21V62H22ZM35 60L37 61V59H34V60H32V61L35 62V64H36L37 66H39L37 63L40 62V61H39L40 59H38V62H36ZM51 60H52V59H50V62H53V61H51ZM179 60H180V59H179ZM187 60H188V59H187ZM196 60H198V59H196ZM18 61H19V59H18ZM23 61H24V60H23ZM42 61H43V60H42ZM57 61H54V62H56V64H57ZM182 61H183V60H182ZM1 62H2V60L0 59V63H1ZM26 62H28V61H26ZM33 62H31V60L29 59V63H32L33 67H36V65H34ZM2 63H3V62H2ZM43 63H44V62H43ZM43 63H42V64H43ZM48 63H49V62H48ZM3 64H4V63H3ZM3 64H1L0 66H2ZM18 64H20V63H18ZM24 64H25V62H24ZM27 64H28V63H26V65H27ZM60 64H61V63H60ZM29 65H30V66H28V67H31V64H29ZM49 65H50V64H49ZM52 65H53V64H52ZM52 65H51V66H52ZM54 65H55V63H54ZM54 65H53V66H54ZM3 66H4V69H5V68H6V67H5V64H4ZM14 66H15V65H14ZM24 66H25V65H24ZM40 66H41V64H40ZM47 66H48V65H47ZM19 67H21V66H19ZM10 68H11V67H10ZM10 68H9V69H10ZM13 68H14V67H13ZM17 68H18V67H17ZM31 68H32V67H31ZM31 68H30V69H31ZM38 68H39V67H38ZM38 68H37V69H38ZM41 68H42V67H40V69H41ZM52 68H53V67H51V69H52ZM55 68H56V66H55ZM57 68H58V67H57ZM0 69L2 70L3 68H0ZM4 69H3V71H4ZM23 69H24V68H23ZM32 69H33V68H32ZM32 69H31V70H32ZM5 70H6V69H5ZM26 70H27V68H26ZM38 70H39V69H38ZM41 70H43V69H41ZM16 71H18V69H16ZM28 71H29V70H28ZM35 71H36V68H35ZM35 71H34V72H35ZM54 71L56 72V69H55ZM59 71H60V70H59ZM0 72H1V71H0ZM5 72H6V71H5ZM5 72H4V73H5ZM18 72H20V70H19ZM18 72H16V74H17ZM21 72L23 73L24 71L21 70ZM36 72H37V71H36ZM36 72H35V74H36ZM44 72H45V71H44ZM7 73H8V72H7ZM14 73H15V71H14ZM22 73H21V75H22ZM38 73H39V72H38ZM40 73H43V72L40 71ZM57 73H60V72H57ZM30 74H31V73H30ZM53 74H54V73H53ZM0 75H1V74H0ZM6 75H7V74H6ZM6 75H4V78H6V77H5ZM18 75L20 76V74H17L16 77H18ZM23 75H24V74H23ZM25 75H26V74H25ZM37 75H38V74H37ZM37 75H36V76H37ZM43 75H44V73H43ZM58 75H59V74H58ZM7 76H10V74L8 73ZM12 76H13V75H12ZM12 76H11V77H12ZM44 76H45V75H44ZM44 76L39 75V76H37L38 78H36V77L34 76V77H35L34 80L39 79V77H42V78H43ZM46 76H47V75H46ZM52 76H54V75H52ZM61 76H62V75H61ZM0 77H2V76H0ZM16 77L14 76V78H12V80L15 79ZM23 77H24V76H23ZM54 77H55V76H54ZM62 77H63V76H62ZM9 78H10V77L4 79V81L6 80V83H7V79H9ZM19 78L21 79V77H19ZM42 78H41V79H42ZM58 78H59V77H58ZM23 79H24V78H23ZM27 79H29V78H27ZM31 79H32V78H31ZM41 79H40V80H41ZM43 79L46 81V82H44L45 85L43 84V89H44V86L46 87L47 80H48V82H49L50 78H49V79H48V78H47V79H46V78H43ZM56 79H57V78H56ZM24 80H26V79H24ZM24 80H23V85H25V84H24V83H25ZM29 80H30V79H29ZM34 80H33V81H34ZM40 80H39V81H40ZM211 80H212V79H211ZM4 81H3L2 84H4ZM18 81H19V79H18ZM36 81H38V80H36ZM50 81H51V80H50ZM0 82H1V81H0ZM10 82H11V79H10ZM10 82H8L7 84H9ZM20 82H21V80H20ZM41 82H42V81H41ZM6 83L4 84L5 86H7ZM15 83H16V81H15ZM49 83H50V85H48V86L51 87V86H52V85H51V82H49ZM12 84H13V82H11V88H10V89L13 88L14 90H16L15 92H17V89L19 90V85H20L21 83H20L19 85H18V83H16V84L18 85V88L16 87L17 89L15 88V85H14V87H12V86H13ZM29 84H30V83H29ZM32 84H33V82H32ZM53 84L55 85V84H57V83H55V81H53ZM4 85L2 86V90L0 91V93H1V92L4 93V92H3V91H4L3 88L6 89ZM9 85H10V84H9ZM9 85H8V86H9ZM21 85H22V84H21ZM23 85H22V86H23ZM34 85H35V83H34ZM39 85H40V84H39ZM39 85H38V87H39ZM149 86H150V85H149ZM151 86H152V87H150V88H153V85H151ZM20 87H21V86H20ZM33 87H34V86H33ZM33 87H32V88H33ZM24 88H27L26 85H25ZM30 88H31V87H29V89H30ZM34 88H35V87H34ZM41 88H42V87H41ZM13 89H12V90H13ZM47 89L50 90V88H47ZM22 90H23V89H22ZM31 90H32V89H31ZM33 90H34V89H33ZM35 90H37V86H36ZM6 91H8V90H6ZM19 91H20V90H19ZM25 91L29 92L28 89H26V90L24 89L23 92L25 93ZM150 91H151V90H150ZM12 92H13V91H12ZM12 92H9V93H12ZM34 92H36V91H34ZM9 93H6V96H10V95H11V96L13 97V95H12V94H9ZM21 93H22V92H21ZM36 93H37V92H36ZM27 94H28V93H27ZM47 94H48V93H47ZM1 95H4V94H1ZM48 96H49V95H48ZM12 97H11V98H12ZM14 97H16V96H14ZM14 97H13V98H14ZM19 97H20V92H19ZM32 97H33V96H32ZM37 97H38V95H37ZM0 98H3V97L0 96ZM13 98L11 99V100H13V101H10L12 104H14L13 102L15 101V99H13ZM28 98H29V96L27 97V99H28ZM43 98H44V97L41 96V100H44ZM47 98H48V97H47ZM9 99H10V97L8 98L7 101H9ZM16 99H18V98H16ZM19 99H20V98H19ZM19 99H18V101H19L18 103H19V105H20L22 102H20ZM22 99H23V97L21 98V101H22ZM24 99H25V98H24ZM30 99H31V97H30ZM32 99H34V98H32ZM39 99H40V98H39ZM34 100H35V99H34ZM47 100H48V99H47ZM49 100H50V98H49ZM49 100H48V101H49ZM0 101L2 102V100H0ZM23 101H25V100H23ZM36 101H37V100H36ZM28 102H29V101H28ZM53 102H54V100L52 101V103H53ZM16 103H17V102L15 101V105H16ZM18 103H17V106H16V107L14 106V107H15V108L20 107L19 109L17 108L18 111H20V109H22L23 107H22V106H19ZM32 103H33V101H32ZM39 103H40L39 105H41L42 102H39ZM44 103H45V102H44ZM49 103H50V102H49ZM171 103H172V102H171ZM171 103H170V104H171ZM22 104H24V102H23ZM37 104H38V103H37ZM45 104H46V103H45ZM7 105H8V104H7ZM25 105H26V106H25ZM25 105H24V106L27 108V106H29V105L31 106L32 104H26V101H25ZM35 105H36V104H35ZM39 105H38V106H39ZM167 105H168V104H167ZM30 106H29V107H30ZM44 106H45V105H44ZM57 106H58V108H59V102L57 103ZM57 106H56V107H57ZM10 107H13V105L10 106ZM21 107H22V108H21ZM29 107H28V108H29ZM48 107H49V105H48ZM48 107H47V106L45 107L46 110H47ZM51 107H52V105H51ZM53 107H54V109H55V106H54V105H53ZM8 108H9V107H8ZM28 108H27V109H28ZM32 108H36V109H37V107H32ZM38 108H39V107H38ZM41 108L43 109V103H42V107H41ZM41 108H39V109L41 110ZM58 108H56L57 111H56V109H55L54 111H55V113L57 112V114L60 115L59 112H58V110H60V109H58ZM62 108H63V107H62ZM62 108H61V109H62ZM9 109H10V108H9ZM24 109H25V108H24ZM27 109H25V110L27 111ZM29 109H30V108H29ZM48 109H49V108H48ZM7 110H8V109H7ZM64 110H66V109H64ZM64 110H63V111H64ZM18 111H15V112H18ZM21 111H22V115H23V110H21ZM35 111H36V110H35ZM44 111H45V110H44ZM47 111H49V110H47ZM52 111H53V110H52ZM61 111H62V110H61ZM7 112H8V111H7ZM7 112L5 111L4 113L7 114ZM15 112H14V113H15ZM24 112H25V111H24ZM36 112H37V111H36ZM64 112H65V111H64ZM64 112H63V114L61 113V114L63 115V117H64V114H66V113H64ZM10 113H11V112H10ZM14 113H13V114H14ZM25 113H27V112H25ZM52 113H54V112H51V114H52ZM68 113H69V112H68ZM11 114H12V113H11ZM19 114H20V112H19ZM19 114H18V115H19ZM14 115H15V114H14ZM14 115H13V116L11 115V116L13 117V121H14ZM22 115H21V116H22ZM53 115H54V114H53ZM62 115H60V118H61ZM66 115H67V114H66ZM66 115H65L64 118H63V117L61 118V119H62L61 121H63V120L66 118ZM3 116H6V115L3 114ZM3 116H2V118H3ZM21 116H18V117L20 118L19 120H21ZM55 116H56V115H55ZM55 116H54V120L57 121V119H56ZM71 116H72V115H71ZM7 117H10L9 114H8V116L4 117V120H5ZM16 117H17V116H16ZM69 117H70V116H68V117L66 118L67 121L70 120V119H68ZM10 118H11V117H10ZM29 118H31V116H29ZM39 118H40V116L38 117V119H39ZM52 118H53V117H52ZM57 118H59V117L57 116ZM60 118H59V121H60ZM0 119H1V117H0ZM15 119H16V118H15ZM33 119H34V118H33ZM71 119H72V118H71ZM74 119H75V118H74ZM10 120H11V119H10ZM10 120L8 121V118H7V119L5 120L7 123L4 121V125L6 126V124H7V126H8V125H9L8 122H10ZM19 120H18V121H19ZM23 120H24V117L22 116V121H23ZM79 120H80V119H79ZM30 121H31V120H30ZM59 121H58V124H59V126H60L63 122L60 124ZM61 121H60V122H61ZM34 122H35V121H34ZM38 122H39V121H38ZM64 122H65V120H64ZM68 122H69V121H68ZM73 122H74V121L72 120L71 122H69V124H71V123L73 124ZM79 122H81V120H80ZM11 123H12V122H11ZM13 123H14V122H13ZM16 123H19V122H17V120H16ZM16 123H15V124H16ZM20 123H21V121H20ZM30 123H31V122H30ZM32 123H33V122H32ZM32 123H31V125H32V127H31V131H33L32 128H34V126H33ZM2 125H3V123H2ZM31 125H30V124L28 125V128H29V129H30L29 126H31ZM75 125H76V124H73V125H70L71 127H70V126H68V127L73 128ZM81 125H83V123H82ZM17 126H18V124H17ZM19 126H20V124H19ZM37 126H38V125H37ZM59 126H58V127H59ZM66 126H67V123H66ZM72 126H73V127H72ZM79 126H80V125H79ZM3 127H4V126H3ZM39 127H40V125H39ZM39 127H38V128H39ZM47 127H48V126H47ZM47 127H46V128H47ZM63 127H64V126H63ZM68 127H66V130H67ZM77 127H78V126H77ZM1 128H2V126H1ZM4 128H5V127H4ZM10 128H11V127H10ZM26 128H27V127H26ZM38 128H36V129L40 131V128H39V129H38ZM46 128H45V129H46ZM50 128H52V127H50ZM61 128H62V127L60 126V127H59L60 131L63 130V128H62V129H61ZM74 128H75V127H74ZM80 128H81V127H80ZM80 128H79V129H80ZM7 129H8V127H7ZM7 129H6V130H7ZM29 129H28V130H29ZM36 129H34V130H36ZM47 129H49V127H48ZM52 129L54 130V127H53ZM52 129H51V131H52ZM82 129H84V128H82ZM6 130H5V131H6ZM21 130H22V129H20V131H21ZM23 130H24V129H23ZM23 130H22V131H23ZM25 130H26V129H25ZM42 130H44V129H42ZM66 130H65V131H66ZM69 130H70V129H69ZM2 131H3V130H2ZM22 131H21V132H22ZM29 131H30V130H29ZM29 131H28V132H29ZM39 131H37V132H39ZM46 131H47V130H46ZM57 131H58V128H57ZM76 131H77V129H76ZM79 131H80V130H78V132H79ZM24 132H25V131H24ZM48 132H50V130H49ZM78 132H77V134H76V132H75V134H76L77 136H78ZM6 133H7V137H8V138H12V136H10V137L8 136V135L10 134V133H9V129H8V132L6 131ZM12 133H13V131L11 132V134H12ZM31 133H32V132H31ZM31 133H29V134H31ZM34 133H36V132H34ZM34 133H33V134H34ZM60 133H61V132H60ZM65 133H67V131H66ZM65 133L63 132V135H65ZM1 134H3V133L1 132ZM1 134H0V135H1ZM13 134H14V133H13ZM18 134H20V132L17 133V135H18ZM26 134H27V133H26ZM33 134H32V136L34 137ZM41 134H43V133H41ZM47 134H48V133H47ZM51 134L53 135V132H52ZM54 134L56 135V131H55ZM57 134H59V132H57ZM67 134H69V133H67ZM70 134H71V133H70ZM5 135H6V134H5ZM5 135H3V138L5 137ZM27 135H28V134H27ZM27 135L24 134V135H23V136H24L23 139H25V136L27 137ZM39 135H40V134H39ZM49 135H50V134H49ZM49 135H48V136H49ZM55 135H53V136H55ZM71 135H72V134H71ZM79 135H80V132H79ZM18 136H19V135H18ZM21 136H22V135H21ZM29 136H31V135H29ZM45 136H46V135H45ZM45 136H44V137H45ZM58 136H59V135H58ZM61 136H62V133L60 134V137H61ZM73 136H74V134H73L71 137L73 138ZM77 136H76V137H77ZM80 136H81V135H80ZM0 137H1V136H0ZM7 137H6V138H7ZM67 137H68V136L66 135L65 138H67ZM71 137H70V135H69V138H71ZM76 137H75V138H76ZM21 138H22V137H21ZM30 138L32 139V137H30ZM30 138H28V139H30ZM37 138H38V136H37ZM41 138H42V137H41ZM47 138H48V137H47ZM50 138H51V137H49V141H50ZM52 138H53V137H52ZM52 138H51V141L54 143L55 141H53ZM55 138H56V137H55ZM58 138H59V137H58ZM61 138H63V136H62ZM77 138H78V137H77ZM98 138H99V140H100V137H98ZM98 138H96V139H98ZM4 139H5V138H4ZM26 139H27V138H26ZM28 139H27V140H28ZM31 139L29 140L30 142H31ZM33 139H34V141H33ZM33 139H32V143L35 142V140H36L35 137H34ZM0 140H2V138H1ZM37 140H38V139H37ZM60 140H61V139H60ZM64 140H65V139H64ZM4 141H5V140H4ZM6 141H7V140H6ZM11 141H12V139H11ZM21 141H22V140H21ZM40 141H42V140H40ZM72 141H73V140H72ZM72 141H71L70 143H72ZM78 141H80V139L77 140V143H78ZM1 142H2V141H1ZM8 142H10V141H7V143H8ZM22 142H23V141H22ZM22 142H21V143H22ZM26 142H27V141H26ZM30 142H27V143L29 144ZM45 142H46V137H45ZM60 142H61V141H60ZM65 142H66V141H64V143H65ZM73 142H74V141H73ZM96 142H97V141H95V143H96ZM104 142H105V141H104ZM4 143H5V142H4ZM4 143H1V144H3V146H4V145L6 144V143H5V144H4ZM13 143H14V142H13ZM21 143H20V144H21ZM23 143H25V140H24ZM32 143H30V144H32ZM38 143H39V145L41 144L39 141H38ZM38 143H37V144H38ZM62 143H63V142H62ZM62 143H61V146H62ZM77 143H75V144H77ZM83 143H84V142H83ZM10 144H11V143H10ZM14 144H15V143H14ZM30 144H29V145H30ZM43 144H45V143H43ZM75 144H74V145H75ZM78 144H79V143H78ZM78 144H77V145H78ZM96 144H97V143H96ZM100 144H101V143H100ZM23 145H24V144H23ZM33 145H34V144H33ZM33 145H31V146L33 147ZM41 145H42V144H41ZM55 145H56V144H55ZM58 145H59V144H58ZM71 145H72V144H71ZM80 145H81V144H80ZM88 145H89V144H88ZM27 146H28V145H27ZM31 146H30V147H31ZM67 146H68V145H67ZM78 146H79V145H78ZM85 146H86V145H85ZM90 146H92V145H90ZM6 147H7V146H6ZM32 147H31V148H32ZM52 147H53V146H52ZM55 147H56V148H57V147H60V145H59V146H54V148H53V150H54L53 153L56 151ZM62 147H64V146H62ZM62 147H61V148H62ZM71 147H72V146H71ZM81 147H82V145H81ZM97 147H98V146H97ZM97 147L95 146L94 149L97 148ZM99 147H101V146H99ZM105 147H106V146H105ZM1 148H2V146H1ZM3 148L5 149V147H3ZM7 148H10V147H7ZM13 148H14V147H13ZM33 148H34V147H33ZM33 148H32V149H33ZM42 148H44V147H42ZM61 148H59V149H61ZM65 148L68 149V147H65ZM84 148H86L85 151H87L88 148H87V147H84ZM36 149H37V147H36ZM40 149H41V148H40ZM59 149H58V151H57V152H59V153L61 152V150H62V151L64 150V148L61 149L60 151H59ZM67 149H66V150H67ZM69 149H70V148H69ZM72 149H74V151L77 152V149H76V150H75V148H72ZM72 149H70V151H71ZM78 149H79V148H78ZM82 149H83V148H82ZM89 149H90V148H89ZM7 150H8V149H7ZM7 150H5V151H7ZM37 150H39V149H37ZM44 150H45V149H44ZM101 150H103V149H101ZM8 151H10V150H8ZM11 151H12V150H11ZM21 151H22V150H21ZM72 151H73V150H72ZM72 151H71V152H72ZM74 151H73V152H74ZM79 151H80V150H79ZM81 151H82V150H81ZM89 151H90V150H89ZM19 152H20V151H19ZM19 152H18V155H19ZM22 152H24L23 154L25 155V151H22ZM30 152H31V151H30ZM39 152H40V151H39ZM39 152H37V153L40 154ZM48 152H49V151H48ZM50 152H51V151H50ZM67 152H68V150H67ZM95 152H97V151L95 150ZM98 152H99V151H98ZM98 152H97L96 154H98ZM2 153H3V152H2ZM9 153L11 154V152H9ZM15 153H16V152H15ZM35 153H36V152H35ZM46 153H47V152H45V154H46ZM55 153H56V152H55ZM62 153H65V150H64L63 152H61L60 156L63 155ZM77 153H78V152H77ZM84 153H85V152H84ZM102 153H104V150H103ZM102 153H101V155H102ZM5 154H6V152H5ZM20 154H22V153H20ZM23 154H22V155H23ZM27 154H28V153H27ZM38 154H37V155H38ZM42 154H43V153H42ZM42 154H41V156H42ZM66 154H69V152H68V153H65L64 155H66ZM72 154H75V152L72 153ZM89 154H90V153H89ZM22 155H21V156H22ZM24 155H23V157H26V156H27V155H25V156H24ZM49 155L52 156L51 153H50ZM53 155L55 156L56 154H53ZM57 155H58V154H57ZM57 155H56V156H57ZM75 155H76V154H75ZM28 156H29V154H28ZM35 156H36V155H35ZM47 156H48V155H47ZM76 156H80V155L77 154ZM76 156H74V157H76ZM86 156H87V154H86ZM88 156H89V155H88ZM29 157H32V156H29ZM29 157H28V158H29ZM36 157H37V156H36ZM42 157H43V156H42ZM44 157H45V155H44ZM57 157H59V156H57ZM61 157H62V156H61ZM64 157H67V156H64ZM72 157H73V156H72ZM83 157H85V156H83ZM83 157H82V158H83ZM89 157L91 158V156H89ZM92 157L94 158V156H92ZM26 158H27V157H26ZM38 158H40V157H38ZM50 158H51V157H50ZM59 158H60V157H59ZM82 158H81V159L78 158L79 161L82 160ZM90 158L87 157V159H89V160H90ZM93 158H91V159H92V162H91L92 164L96 161V160L93 161ZM34 159H36V158H34ZM60 159L62 160V158H60ZM60 159L57 158V160H56L57 163H58V165H59L58 160H60ZM65 159H67V158H64V160H65ZM94 159H95V158H94ZM38 160H39V159H38ZM41 160L43 161V160H46V159H44V158L42 159V158H41ZM41 160H40V161H41ZM47 160H48V159H47ZM61 160H60V162H61ZM64 160H63V161H64ZM76 160H77V159H76ZM89 160H88V161H89ZM49 161H50V160H49ZM63 161H62V162H63ZM84 161H85V160H84ZM99 161H100V160H99ZM101 161H102V160H101ZM64 162H65V161H64ZM67 162H68V161H67ZM77 162H78V161H77ZM97 162H98V161H97ZM41 163H44V162H40V164H41ZM45 163H46V161H45ZM81 163L83 164V162H81ZM81 163H80V164L78 163V164L81 166ZM89 163H90V162H89ZM99 163H100V162H99ZM99 163H98V165H99ZM36 164H38V163H36ZM47 164H48V162H47ZM49 164L52 166V163H49ZM49 164H48V165H49ZM60 164H61V163H60ZM65 164H66V163H65ZM84 164H86V163H84ZM87 164H88V163H87ZM95 164H96V163H95ZM101 164H104V163L101 162L100 165H101ZM235 164H236V163H235ZM41 165H42V164H41ZM48 165H44V166H48ZM72 165H73V164H72ZM72 165L70 164V166H72ZM75 165H76V164H74V167H76ZM79 165H78V166H79ZM90 165H91V164H90ZM90 165H89V166H90ZM96 165H97V164H96ZM100 165H99V166H100ZM236 165H237V164H236ZM53 166H54V165H53ZM53 166H52V167H53ZM82 166H84V165H82ZM89 166L87 165V168H89ZM102 166H103V165H102ZM48 167L51 168L50 166H48ZM55 167H56V165H55ZM55 167H54V168H55ZM62 167H63V166H62ZM84 167H85V166H84ZM96 167H97V166H96ZM100 167H101V166H100ZM46 168H47V167H46ZM69 168H70V167H69ZM77 168H79V167H77ZM82 168H83V167H82ZM87 168H86V169H87ZM93 168H94V167H93ZM93 168H92V169H93ZM103 168H104V167H103ZM44 169H45V168H44ZM55 169H57V168H55ZM63 169H64V168H63ZM65 169H66V168H65ZM65 169H64V170H65ZM67 169H68V168H67ZM72 169H73V168H72ZM84 169H85V168H84ZM84 169H82V171H80V170H81V168H80V170H78V171L84 173V172L86 171V170H84ZM89 169H90V168H89ZM96 169H97V168H96ZM105 169H106V168H105ZM110 169H111V168H110ZM46 170H47V169H46ZM64 170H63V171H64ZM69 170H70V169H69ZM83 170H84V171H83ZM90 170H91V169H90ZM52 171H53V170H51V172H52ZM63 171H61V172H63ZM74 171H76V170L74 169ZM93 171H95V170H93ZM93 171H91V172H93ZM98 171H100V170H98ZM101 171H102V170H101ZM103 171H104V170H103ZM107 171H108V173H109L110 170H107ZM47 172H48V170H47ZM49 172H50V171H49ZM49 172H48V173H49ZM68 172H69V171H68ZM68 172H67V174H68ZM95 172H96V171H95ZM110 172H111V175H112V171H110ZM43 173H44V172H43ZM45 173H46V172H45ZM53 173H54L53 176H55V178H56V180H55V179L52 180L53 183H54V181H57V177H56V175H55V172H53ZM58 173H59V175H60V172H58ZM76 173H77V174H76ZM87 173H88V172H86V174H87ZM97 173H98V172H97ZM97 173H96V175L98 176L99 174H97ZM99 173H100V172H99ZM101 173H102V172H101ZM101 173H100V174H101ZM103 173H105V172H103ZM103 173H102V174H103ZM63 174H64V173H63ZM72 174H73V173H72ZM75 174H76V175H79L78 172H75ZM92 174H94V173H92ZM113 174H114V173H113ZM13 175H14V174H13ZM37 175H38V174H37ZM40 175H42V174H40ZM43 175H44V174H43ZM46 175H47V176L44 175V177H48V175H50V173H49V174L46 173ZM76 175H74V176H76ZM82 175H84V174H82ZM90 175H91V174L89 173V176H90ZM96 175H94V176H96ZM103 175H104V174H103ZM109 175H110V173H109ZM109 175H108V177H109ZM71 176H72V175H71ZM71 176H70V177H71ZM91 176H92V175H91ZM94 176H93V177H94ZM97 176H96V177H97ZM101 176H102V175H100V177H101ZM105 176H107V175H105ZM10 177H11V176H10ZM37 177H38V176H37ZM44 177H42V178H44ZM51 177H52V176H50V177H48V178L50 179ZM62 177H64V176L62 175ZM67 177H68V179H69V175H68ZM79 177L81 178L82 176H79ZM79 177H78V178H79ZM84 177H85V176H84ZM84 177H83V179L86 180V178H88V174H87V177H86V178H84ZM93 177H91V180H92ZM100 177L98 176L97 179L99 180ZM108 177H107V178H108ZM110 177H112V176H110ZM16 178H17V176H16ZM40 178H41V177H39V178H37V179H39L40 182H41V179H42V178H41V179H40ZM60 178H61V177H60ZM64 178H65V177H64ZM74 178H75V177H74ZM89 178H90V177H89ZM94 178H95V177H94ZM101 178H103V176H102ZM112 178H113V177H112ZM11 179H12V178H11ZM52 179H53V177H52ZM70 179H71V178H70ZM70 179H69L68 181H67V179H65V180L63 179V180L71 183ZM76 179H77V177H76ZM81 179H82V178H81ZM81 179H80V181H81ZM97 179H96V180H97ZM104 179H105V178H104ZM110 179H111V178H110ZM16 180H17V179H16ZM46 180L48 181V179H46ZM87 180H88V179H87ZM87 180H86V181H87ZM93 180H94V179H93ZM106 180H108V179H106ZM10 181H11V180H10ZM18 181H19V180H18ZM42 181H45V179L42 180ZM58 181H59V180H58ZM58 181H57V182H58ZM64 181H63V182H64ZM74 181H75V180H74ZM74 181H73V182H74ZM76 181H78V180H76ZM83 181H84V180H83ZM101 181L104 182L105 180L103 181V180L101 179ZM108 181H109V180H108ZM57 182H56L55 184H56L57 186H59L61 183L59 182V183H58L59 185H58ZM88 182H89V183H88ZM88 182H87L88 184H91V183H92V182L90 183V180H88ZM93 182H96V181H93ZM98 182H100V181H97L96 183H98ZM102 182H100V183L102 184ZM106 182H107V181H106ZM106 182H104L103 184H106ZM111 182H112V181H111ZM9 183L11 184V182H9ZM43 183H44V182H43ZM45 183H46V181H45ZM47 183H48V182H47ZM53 183L51 182V184H53ZM76 183H77V182H76ZM78 183H79V181H78ZM109 183H110V182H109ZM109 183L107 182L106 185L108 186ZM40 184H42V182H41ZM51 184H50V183L47 184L48 187H49V185H51ZM62 184H63V183H62ZM62 184H61V186H62ZM64 184H65V186H66V182H65ZM71 184H72V183H71ZM93 184H94V183H93ZM15 185H16V183H15ZM42 185H43V184H42ZM42 185H41V186H42ZM45 185H46V184H44V186H45ZM69 185H70V184H69ZM73 185H74V184H72V186H73ZM78 185H79V184H78ZM78 185H77V186H78ZM83 185H84V183H83ZM85 185H87V184H85ZM96 185H97V184H95L94 188H93V185H92L91 187H92L93 189H95V188H98L100 184H98V186H96ZM9 186H10V185H9ZM13 186H14V185H13ZM53 186H54V184H53ZM61 186H60V187H57V188L60 189ZM70 186H71V185H70ZM100 186H101V185H100ZM11 187H12V186H11ZM15 187H16V186H15ZM18 187H19V186H18ZM50 187L52 188V186H50ZM50 187L47 188V186H46L47 189H51ZM67 187H68V186H66V188H67ZM87 187H88V185H87ZM91 187L89 186L88 188H91ZM9 188H10V187H9ZM43 188H44V187H43ZM57 188L53 187V190H54V189H57ZM63 188H64V187H63ZM68 188H69L68 190H70V187H68ZM88 188H87V189H88ZM99 188L102 189V188H104V187L102 186V187H99ZM99 188H98V189H99ZM17 189H18V188H17ZM47 189H46L45 191H47ZM59 189H58V191H59L58 194H60V195H64V194L66 193V192L64 193V191H66L65 188H64V190H62V191H63L62 193H64V194H61V193H60L61 189H60V190H59ZM76 189H77V188H76ZM83 189H84V188H83ZM93 189H91V190H93ZM101 189H100V190H101ZM84 190H85V189H84ZM84 190H83V191H84ZM91 190H90V191L88 190V191L91 192ZM100 190H99V192H100ZM8 191H9V189H8ZM49 191H50V190H49ZM71 191L73 192V189H71ZM76 191H78V190H76ZM83 191H82V192H83ZM95 191H96V190H95ZM6 192H7V191H6ZM19 192H20V191H19ZM19 192H17V193H19ZM50 192H51V191H50ZM54 192H55V191H54ZM69 192H70V191H69ZM72 192H71V193H72ZM85 192H86V191H85ZM89 192H88V193H89ZM93 192H94V191H93ZM96 192H97V191H96ZM99 192H97V193H99ZM101 192H103V191H101ZM8 193H9V192H8ZM20 193H21V192H20ZM46 193H47V192H46ZM71 193H69V196H70ZM73 193H74V195L77 194V193L75 194V192H73ZM86 193H87V192H86ZM11 194H12V193H11ZM54 194H56V193H54ZM54 194H53V192H52V196H54ZM84 194H85V193H84ZM84 194H83V195H84ZM100 194H101V193H100ZM100 194H98V195H100ZM102 194H104V193H102ZM5 195H6V194H5ZM19 195H21V194H19ZM22 195H23V194H22ZM48 195L50 196L49 193H48ZM56 195H57V194H56ZM67 195H68V193H67ZM96 195H97V194H96ZM9 196H10V195H9ZM12 196H14V195H12ZM71 196H73V194H71ZM89 196H90V195H89ZM89 196H88V197H89ZM94 196H95V194H94ZM103 196H106V193H105V195H102V197H103ZM5 197H6V196H5ZM18 197H19V196H18ZM54 197H56V196H54ZM58 197H59V196H58ZM77 197H81V196H78V195H77ZM13 198H14V197H13ZM16 198H17V197H15V199H16ZM49 198H50V197H49ZM65 198H66V199H65V203H66V202L68 203V201H66V200H67V197H65ZM68 198H69V197H68ZM73 198H76V196L73 197ZM73 198L70 197L71 200H72ZM82 198H83V197H82ZM89 198H90V197H89ZM98 198H101V197L98 196ZM18 199H19V198H18ZM50 199H51V198H50ZM56 199H58V198H56ZM56 199H55V200H56ZM60 199H61V198H59V199H58V202H57V201H56V202L59 203V202H60V201H59ZM62 199H63V200H61V204H60L61 206H62V202L64 201V198H62ZM83 199H84V198H83ZM11 200H12V199H11ZM47 200H48V199H47ZM68 200H69V199H68ZM76 200H78V198H77ZM92 200H94V199H92ZM96 200L98 201V199H95L94 201H96ZM99 200H100V199H99ZM7 201H9V200H7ZM53 201H54V200H53ZM74 201H75V199H74ZM78 201H79V200H78ZM78 201H76V202H78ZM89 201H90V200H89ZM94 201H93V202H94ZM11 202H13V200H12ZM49 202H51V206H52V205L54 206V204H52V200L49 201ZM56 202H55V203H56ZM70 202H71V201H70ZM76 202H74V206H73V207H75V203H76ZM79 202H80V201H79ZM82 202H83V201H82ZM13 203H15V200H14ZM53 203H54V202H53ZM65 203H64V204H65ZM67 203H66V206H67ZM72 203H73V202H72ZM86 203H87V202H86ZM17 204H18V203H17ZM19 204H21L20 201H19ZM95 204H96V206H97L98 204H102V203H98V204H97V203L95 202ZM10 205H11V203H10ZM60 205H59V206H60ZM68 205H69V204H68ZM70 205H71V204H70ZM80 205H81V204H80ZM80 205H79V206H80ZM12 206H15V204L12 205ZM19 206H22V205H19ZM49 206H50V205H49ZM55 206H56V207H55V212H54V210H53L52 212H54V213L56 214V210H59V208L56 209V208H57V205L55 204ZM59 206H58V207H59ZM61 206H60V207H61ZM66 206L63 208L64 211L66 210V209H65ZM77 206H78V205H77ZM79 206H78V207H79ZM83 206H84V204H83ZM93 206H94V205H93ZM17 207H18V206H17ZM22 207H23V206H22ZM22 207H20V208H22ZM62 207H63V206H62ZM67 207H68V206H67ZM69 207H70L71 210H72V205L69 206ZM69 207H68V208H69ZM78 207H77V211H75L76 213H77L78 211L80 212V210H79L80 208L78 209ZM81 207H82V206H81ZM13 208H14V207H13ZM15 208H16V206H15ZM20 208H19V211H20ZM68 208H67V210H66L67 213H68ZM86 208H87V207H86ZM94 208H95V207H94ZM97 208H98V207H97ZM61 209H62V208H61ZM73 209H76V207L73 208ZM82 209L85 210V208H82ZM12 210H13V209H12ZM17 210H18V209H17ZM17 210H16V213H17ZM86 210H87V209H86ZM22 211H23V210H22ZM22 211H21V212H22ZM64 211H63V210L58 211V212H60V214L57 212V213L60 215V216L58 215V218H59V217H60V218H63V217H64V219H65V216H68V215H70V217H73V216H71V215H73L74 210H73V212L71 211L72 213H71L70 210H69V212H70L71 214L68 213V215L63 216L64 214H63L62 212H64ZM66 211H65V212H66ZM21 212H20V213H21ZM47 212H49V211H47ZM65 212H64V213H65ZM81 212H82V210H81ZM81 212H80V213H81ZM86 212H87V211H85V214H86ZM18 213H19V212H18ZM18 213H17V214H18ZM43 213H44V212H43ZM54 213H53V214H54ZM67 213H66V214H67ZM76 213H74V217H73L74 221H75V216L77 217V215H80V213H79V214L77 213V215H76ZM83 213H84V211L82 212V214H83ZM88 213H89V210H88ZM13 214H14V211H13ZM17 214H16V215H17ZM53 214L51 213V215L54 217L55 214H54V215H53ZM61 214H62L63 217H61ZM46 215H47V214H46ZM46 215L43 214V216H46ZM9 216H10V215H9ZM12 216H14V215H12ZM52 216H47V217H51V218H52ZM80 216H84V215H80ZM80 216H79V217H80ZM21 217H22V216H21ZM21 217H20V215H19V219H20ZM68 217H69V216H68ZM68 217H67L66 219H68ZM10 218H11V217H10ZM14 218H15V217H14ZM17 218H18V217H17ZM44 218H45V217H44ZM55 218H57L56 215H55V217H54L53 219H55ZM58 218H57V219H58ZM83 218H85V216L82 217V220H83ZM21 219H22V218H21ZM57 219H56V220H57ZM73 219L71 218V220H70V218H69V221H67V220H66V221L64 220V221H65L66 223H68V222H73V223H74V221H72ZM78 219H79V218H78ZM45 220H46V219H45ZM59 220H62V219H59ZM59 220H58V221H59ZM76 220H77V218H76ZM20 221H21V220H20ZM37 221H38V220H37ZM50 221H51V220H50ZM58 221H57V222L55 221V222L58 224ZM64 221L62 220V223H63ZM79 221H80V220H79ZM84 221H87V220L84 219L83 222H84ZM51 222H52V221H51ZM51 222H50V223H51ZM40 223H41V222H40ZM43 223H44V222H42V224H43ZM45 223H46V222H45ZM79 223H80V222L77 223V221H76L74 224H79ZM81 223H82V222H81ZM81 223H80V225H83V224H81ZM90 223L92 224L91 221H90ZM90 223H87V224H88L89 226H91ZM42 224H41V225H42ZM46 224H49V222H47ZM51 224H53V223H51ZM54 224H55V223H54ZM57 224H56V225H57ZM63 224H64V223H63ZM71 224H72V223H70V225H71ZM56 225H55V226H56ZM58 225H59V224H58ZM58 225H57V226H58ZM65 225H66V224H65ZM72 225H73V224H72ZM88 225H87V226H88ZM48 226H50V225H47V228H48ZM53 226H54V225H53ZM55 226H54V227H55ZM68 226H69V225H68ZM68 226H67V227H68ZM51 227H52V225H51ZM58 227L61 228V226H58ZM72 227H73V226H71V228H72ZM82 227H84V225H83ZM82 227H81V229H82ZM93 227H94V226H93ZM45 228H46V227H45ZM64 228H65V227H64ZM64 228H61V229H63V230H68V229H66V228L64 229ZM74 228H75L74 230H76V229L79 228V227H75V226H74ZM85 228L89 229L88 227H85ZM85 228L82 229V230H83V234H84V232H85V230H84ZM53 229H54V228H53ZM61 229H59V230L61 231ZM79 229H80V228H79ZM87 229H86V230H87ZM46 230H49V229H46ZM59 230H58V231H59ZM74 230H73V231H74ZM92 230H93V228H92ZM51 231H53V230H51ZM54 231H55V230H54ZM54 231H53V232H54ZM80 231H81V230H80ZM90 231H91V230H90ZM90 231H89V232H90ZM96 231H97V230H96ZM98 231H100V230H98ZM49 232H50V231H49ZM49 232H48V233H49ZM53 232H52V233H53ZM76 232H77V230H76ZM86 232H87V231H86ZM86 232H85V233H86ZM91 232L94 233L95 231H91ZM50 233H51V232H50ZM50 233H49V234H50ZM52 233H51V234H52ZM64 233H65V231H64ZM66 233L69 234V232H66ZM66 233H65V234H66ZM70 233H71V232H70ZM74 233H75V232H74ZM74 233H73V234H74ZM93 233H92V235H93ZM95 233H96V232H95ZM99 233H100V232H99ZM54 234H56V232H54ZM54 234H52V235L54 236ZM58 234H60V232H59ZM58 234H57V235H58ZM71 234H72V233H71ZM73 234H72V235H73ZM79 234H80V233H79ZM90 234H91V233H90ZM74 235H76V233H75ZM84 235H85V234H84ZM84 235H83V236H84ZM86 235H87V233H86ZM92 235H91V236H92ZM101 235H102V234H101ZM50 236H51V235H50ZM59 236H61V238H62V237H64V236H66V235L62 236V234H60ZM59 236H58V237H59ZM78 236H79V235H78ZM78 236H76V237H78ZM80 236H81V238L83 237L82 235H80ZM89 236H90V235H89ZM89 236H87V237H89ZM56 237H57V236H56ZM58 237L55 238V236H54L53 238H55L56 241H57V239H60V240H61V238H60V237L58 238ZM68 237H70V236H68ZM84 237H85V236H84ZM87 237H85V239H86ZM98 237H99V235H98ZM100 237H101V236H100ZM73 238H75V237H73ZM89 238H90V237H89ZM89 238H88V239H89ZM91 238H92V237H91ZM96 238H97V234H96ZM66 239H67V238H66ZM66 239H65V240H66ZM69 239H70V238H69ZM85 239H84V240H85ZM94 239H95V238H94ZM52 240H53V239H52ZM52 240H51V241H52ZM60 240H59V241H60ZM62 240H63V239H62ZM62 240H61V241H62ZM67 240H68V239H67ZM76 240H77V239H76ZM80 240H81V239H80ZM63 241H64V240H63ZM74 241H75V240H74ZM74 241H73V242H74ZM82 241H83V239H82ZM82 241H81V242H82ZM85 241L87 242V239H86ZM90 241H91V239H90ZM93 241H94V240H93ZM52 242H53V241H52ZM54 242H55V241H54ZM54 242H53V244L56 245V242H55V243H54ZM59 243L61 244V242H58L57 245H60ZM66 243H67V242H66ZM66 243H65V244H66ZM69 243H70V242H69ZM77 243H80V242L77 241ZM77 243H76V241H75V244H77ZM83 243H84V242H83ZM63 244H64V243H63ZM71 244H72V243H70V245H71ZM80 244H81V243H80ZM87 244H88V243H87ZM68 245H69V244L67 243L66 246H68ZM70 245H69V246H70ZM73 245H74V244H72V246H73ZM52 246H53V245H52ZM52 246H51V247H52ZM61 246H62V245H61ZM64 246H65V245H64ZM79 246H81V245H79ZM54 247H55V246H54ZM54 247H53V248H54ZM57 247H59V249L61 248L60 246H57ZM57 247H56V249H57ZM76 247H77V245H76ZM53 248H52V249H53ZM63 248H64V247H63ZM78 248H80V247H78ZM82 248H83V245H82ZM130 248H131V246H130ZM52 249H51V250H52ZM61 249H62V248H61ZM68 249H69V247H68ZM72 249H73V248H72ZM57 250H58V249H57ZM70 250H71V248L68 250V252H69ZM78 250H79V249H78ZM52 251H53V250H52ZM54 251H55V248H54ZM54 251H53L52 254H54V253L57 254V252H54ZM61 251H62V250H61ZM64 251H66V249H65ZM64 251H63V253H65ZM71 251H72V250H71ZM75 251H77V248L75 249ZM75 251H74V252H75ZM81 251H82V249H81ZM58 252H60V250H59ZM68 252H66V254H67V255H66L67 258L65 257V259H64L63 261H65V260L68 259ZM60 253H61V252H60ZM69 253H70V252H69ZM71 253H72V252H71ZM79 253H80V252H79ZM76 254H77V253H76ZM76 254H75V255H76ZM59 255H61V257H62V254H59ZM59 255H58V256H59ZM71 255H72V254H71ZM71 255L69 254V256H71ZM75 255H73V257H74ZM80 255H81V253H80ZM80 255H79V256H80ZM49 256H51V255L49 254ZM76 256H78V254H77ZM81 256H82V255H81ZM54 257H56V255H55ZM61 257L59 256V258H61ZM63 257H64V254H63ZM51 258H52V256H51ZM56 258H57V257H56ZM75 258H77V257H75ZM81 258H82V257H81ZM84 258H85V257H84ZM86 258H87V256H86ZM97 258H98V257H97ZM52 259H54V258H52ZM57 259H58V258H57ZM57 259H56V260H57ZM62 259H63V258H62ZM62 259H61V260H62ZM71 259H72V258H71ZM71 259H70V261H71ZM78 259H79V257H78ZM93 259H94V258H93ZM68 260H69V259H68ZM79 260H80V259H79ZM95 260H96V258H95ZM72 261H74V260L72 259ZM88 261H89V260H88ZM96 261H97V260H96ZM55 262H57V261H55ZM60 262H61V261H60ZM65 262H66V261H65ZM75 262H76V261H75ZM83 262H84V261H82L81 263H83ZM85 262H86V261H85ZM85 262H84V263H85ZM62 263H63V262H62ZM66 263H68V261H67ZM73 263H74V262H73ZM73 263H72V264H73ZM77 263H78V262H77ZM77 263H76V264H77ZM87 263H88V262H87ZM93 263H95V262L93 261ZM96 263H97V262H96ZM96 263H95V264H96ZM58 264H59V263H58ZM60 264H61V263H60ZM70 264H71V263H70ZM74 264H75V263H74ZM85 264H86V263H85Z\"/></svg>",
  "mask_w": 264,
  "mask_h": 264
}]
</instances>
